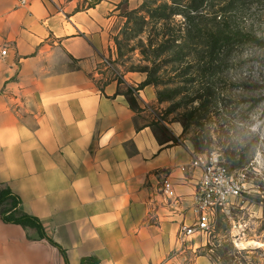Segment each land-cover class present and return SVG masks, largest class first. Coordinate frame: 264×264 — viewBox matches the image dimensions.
<instances>
[{
	"label": "crops",
	"instance_id": "1",
	"mask_svg": "<svg viewBox=\"0 0 264 264\" xmlns=\"http://www.w3.org/2000/svg\"><path fill=\"white\" fill-rule=\"evenodd\" d=\"M121 0H0V264H212L179 242L194 220L198 171L177 124L153 120L150 86L134 109L109 76ZM140 79V77H139ZM138 79V80H139ZM170 177L178 201L162 203ZM36 229L3 220L9 210Z\"/></svg>",
	"mask_w": 264,
	"mask_h": 264
},
{
	"label": "rangeland",
	"instance_id": "2",
	"mask_svg": "<svg viewBox=\"0 0 264 264\" xmlns=\"http://www.w3.org/2000/svg\"><path fill=\"white\" fill-rule=\"evenodd\" d=\"M226 1L194 0L201 41L217 32L211 21ZM170 6V0H121L114 55L105 66L119 83L125 75L136 78L118 89L130 99L149 81L153 120L177 124L195 153L218 151L243 185L238 199L217 210L210 234L192 237L204 243L198 254L212 264H264V51L245 46L218 61L202 44L190 51L194 46L183 42L187 20L168 15ZM229 16L231 28L264 41V0H251ZM227 147L234 160H228Z\"/></svg>",
	"mask_w": 264,
	"mask_h": 264
},
{
	"label": "trees",
	"instance_id": "3",
	"mask_svg": "<svg viewBox=\"0 0 264 264\" xmlns=\"http://www.w3.org/2000/svg\"><path fill=\"white\" fill-rule=\"evenodd\" d=\"M170 1H171V6L169 7L170 12L168 13V15L172 16V15L181 14L183 15V17L186 18L185 20H187V23L185 21L187 35L185 36L183 42H190L194 46V48L193 47L190 48V51H196V48H198L197 45L202 44L209 48L208 55L214 56L215 58H217L216 59L217 61L218 59H220L221 56H223V58L225 59L230 58L229 56L233 52H235L239 48H244L245 46L256 47L264 51V41L262 39L258 38L255 35L242 34L241 32H238L236 28H231L229 25L230 24L228 20V18L230 17L229 15L232 12L236 11L237 8H239V6L248 5L251 0H227L224 7L222 5V8L215 11L214 18L211 21L214 27H219L217 32L214 34V36L210 34L208 35V37L207 36L204 37L203 41H201L200 39L201 29L194 24L195 16L192 15V13L193 14L198 13V7L194 5L195 3L194 0H185L186 2H184L183 0H170ZM139 12H141L140 9L139 10L137 9L136 12L135 11L132 12L130 15V19H132V15H137ZM217 17H220L219 21L217 20ZM158 18L164 19L166 17L159 16ZM165 42L171 43L172 41L167 40ZM150 84L151 83L149 81H146L143 83V87ZM125 96L127 97L129 104L133 107V105H135L134 100L128 98V95ZM226 149H227L226 156L228 160L229 161L234 160L236 156L234 149H229L228 147ZM7 199H10L12 201L13 207H15L18 203H20L19 199L15 198L10 193V191L8 190L2 191L0 193V202ZM3 220L9 223L21 225L23 227L35 228L39 237L42 239L45 238L52 246L58 248L66 261L65 252L51 239V237L47 235V233L43 229V226L36 218H33L21 211H14L11 209L9 210V214L3 216ZM80 264H98V261L95 258L82 259Z\"/></svg>",
	"mask_w": 264,
	"mask_h": 264
},
{
	"label": "built area",
	"instance_id": "4",
	"mask_svg": "<svg viewBox=\"0 0 264 264\" xmlns=\"http://www.w3.org/2000/svg\"><path fill=\"white\" fill-rule=\"evenodd\" d=\"M7 55V46H0V57ZM187 164L176 167L183 175L198 171L196 190L193 195L194 220L190 225H182L178 232L179 242L194 236H206L213 229L217 210L226 209L232 201L241 196L243 185L233 178L218 151L205 153L191 152ZM162 203L170 205L178 201L175 184L166 177L161 182Z\"/></svg>",
	"mask_w": 264,
	"mask_h": 264
}]
</instances>
